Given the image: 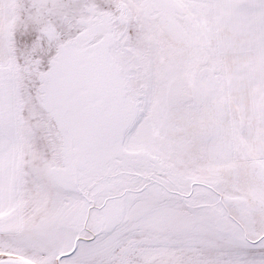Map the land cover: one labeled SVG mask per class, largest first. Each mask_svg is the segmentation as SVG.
I'll return each mask as SVG.
<instances>
[{"label": "snow or ice", "instance_id": "obj_1", "mask_svg": "<svg viewBox=\"0 0 264 264\" xmlns=\"http://www.w3.org/2000/svg\"><path fill=\"white\" fill-rule=\"evenodd\" d=\"M0 264H264V0H0Z\"/></svg>", "mask_w": 264, "mask_h": 264}]
</instances>
